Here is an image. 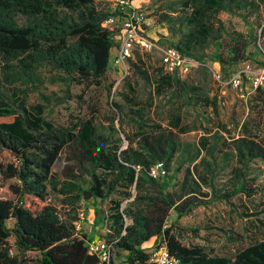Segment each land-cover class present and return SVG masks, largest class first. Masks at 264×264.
Listing matches in <instances>:
<instances>
[{
    "label": "trees",
    "instance_id": "1",
    "mask_svg": "<svg viewBox=\"0 0 264 264\" xmlns=\"http://www.w3.org/2000/svg\"><path fill=\"white\" fill-rule=\"evenodd\" d=\"M175 6L191 14L178 15ZM260 6L264 7V0H181L168 4L167 11H157L156 24H165L171 33L188 27L177 44L166 46L191 68L203 64L196 51L211 47L210 60L226 74L247 61V49L256 39L249 25L248 36L227 32L221 23L205 21L206 14L242 17L240 11ZM106 17L93 0H0V152L13 158L0 162V178L14 181L9 191L15 197L0 199V264H25L26 254L36 256L35 264L97 263L87 249L91 241L75 230L78 220L61 219L47 203L48 186L67 202H99L93 223L106 228L104 240L115 241V259L120 253L122 264H150L143 246L151 240L157 248L164 247L176 264H264V222L258 219L264 216V202L259 212L244 214L256 218L255 223L249 221L253 237L231 257L184 246L174 233L176 221L198 207L231 206L233 199L254 206V199L264 196V183H257L264 170L252 168L255 163L264 166V86L247 98L248 113L235 123L234 133L218 123L222 131L208 130L194 144L181 139L192 130L179 116L166 127L141 117L131 137L123 134L124 149L116 138L114 119H109L107 132L92 119H78L70 127L49 119L53 107L72 97L46 93V83L105 81L114 46V30L101 27ZM134 53L131 66L157 91L186 94L177 75L164 73L161 66L149 71L150 60ZM29 94L39 102L27 105ZM110 106L115 112L122 109L118 103ZM62 155L64 180L59 183L53 167ZM158 165L163 174L151 176ZM228 167V178L220 181ZM123 201L129 202L122 208ZM171 214L175 219L169 223ZM10 238L16 254L10 251Z\"/></svg>",
    "mask_w": 264,
    "mask_h": 264
},
{
    "label": "rangeland",
    "instance_id": "2",
    "mask_svg": "<svg viewBox=\"0 0 264 264\" xmlns=\"http://www.w3.org/2000/svg\"><path fill=\"white\" fill-rule=\"evenodd\" d=\"M93 1L96 6L104 5L101 0ZM177 1L181 0H148L141 12L142 20L149 24L148 36L153 41H157L159 48L166 47V44H177L189 29L179 27L171 33L165 24H156V12L167 11L166 6ZM175 9L178 15L189 16L191 14V10L180 11L179 6H175ZM239 13L242 17L223 12L218 14L210 12L205 18V21L211 24L221 23L227 32L237 31L245 36L250 34L248 25L252 28L251 37L256 41L251 43L247 49V61L233 66L226 74L210 60L213 49L209 47L203 51H196L197 55L204 59L203 64H197L179 77L185 85V95L177 90L157 91L154 85L141 78V75L137 74L131 66V63L135 62L134 53L128 63L126 74L119 71H108L105 81L99 85L83 83L67 86L61 82L46 83L44 85L46 93L53 92L58 97H64L65 93H68L72 97L66 104L53 107L48 116L49 119L56 125L64 127H70L78 119H92L97 126L103 127L104 132L108 131L109 119H114L116 138L121 139L120 149H124L127 144L123 134L131 137L136 132L135 124L141 123V117L142 121L149 124H161L166 127L172 117L179 116L182 124L192 130L181 136L184 142L190 144L196 143L208 130L213 133L221 130L218 123L234 133L235 123H241L248 113L247 98L254 92L253 83L264 67V7L260 6L258 9ZM140 54L145 61L150 60L149 71L160 68V52L156 48ZM109 67H111L110 63ZM218 75L220 80L216 78ZM233 76L239 79L237 87L229 83V79ZM123 97H127L130 102L127 103ZM38 102L35 94L28 95L27 105H34ZM110 102L120 104L121 111L112 110ZM222 135L223 139H227V134ZM11 161L13 158L7 152H0L1 163ZM64 165V155H62L53 167L56 181L59 183L64 180L62 176ZM230 167L223 171L220 181H226ZM252 168L264 170V166L259 163L252 164ZM263 176L264 174L259 177L257 183H264ZM11 184H14V181H3L0 178L1 200H15L9 191ZM47 192V203L56 209L61 219L75 218L78 220L75 223L78 235H84L87 241L91 242L105 238L106 228L101 225L95 226L93 223L94 210L100 207L98 201L71 203L64 201L63 197L52 191L50 186ZM128 202L123 201L121 207H125ZM263 202L264 196H257L254 199V206L245 199H233L231 206L214 203L207 207H198L176 221L174 233L184 246H200L210 255L231 257L237 250L246 247L253 237L254 228L249 221L255 223L256 218H245L244 214L252 211L259 212L263 209ZM103 206L106 209L108 204L105 203ZM174 219L175 216L171 214L169 223H172ZM258 219L264 222V216ZM9 245L11 253L16 254L13 238L9 239ZM157 245L151 240L143 247L149 255H152L158 250ZM35 257L34 254H26L25 264H35ZM118 257L120 258L115 259V264H122L120 253Z\"/></svg>",
    "mask_w": 264,
    "mask_h": 264
},
{
    "label": "built area",
    "instance_id": "3",
    "mask_svg": "<svg viewBox=\"0 0 264 264\" xmlns=\"http://www.w3.org/2000/svg\"><path fill=\"white\" fill-rule=\"evenodd\" d=\"M148 0H101L103 6H96L98 11L107 15L101 23L104 29L114 30V46L110 53L109 71L127 72V66L135 51L147 52L156 48L160 52V66L164 73L184 75L190 68V64L185 62L180 54L173 48L157 47V41H153L148 36L149 24L142 20L143 11ZM112 55V56H111ZM217 80H220L218 75ZM229 83L234 87L239 85L238 77H231ZM264 86V67L260 70V75L253 83L254 90ZM160 166L152 169L150 175L157 177L162 175ZM115 241L99 239L87 244L88 252L96 257V264H115V252L113 244ZM150 264H176V261L169 257L164 247L158 248L150 255Z\"/></svg>",
    "mask_w": 264,
    "mask_h": 264
},
{
    "label": "crops",
    "instance_id": "4",
    "mask_svg": "<svg viewBox=\"0 0 264 264\" xmlns=\"http://www.w3.org/2000/svg\"><path fill=\"white\" fill-rule=\"evenodd\" d=\"M154 240H152V242H153Z\"/></svg>",
    "mask_w": 264,
    "mask_h": 264
}]
</instances>
